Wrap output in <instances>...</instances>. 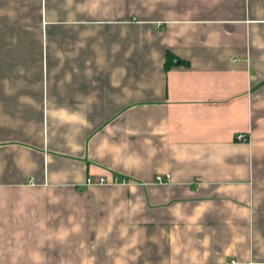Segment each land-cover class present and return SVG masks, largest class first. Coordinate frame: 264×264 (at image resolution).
I'll return each mask as SVG.
<instances>
[{
	"label": "crops",
	"instance_id": "crops-1",
	"mask_svg": "<svg viewBox=\"0 0 264 264\" xmlns=\"http://www.w3.org/2000/svg\"><path fill=\"white\" fill-rule=\"evenodd\" d=\"M0 264H264V0H0Z\"/></svg>",
	"mask_w": 264,
	"mask_h": 264
},
{
	"label": "built area",
	"instance_id": "built-area-1",
	"mask_svg": "<svg viewBox=\"0 0 264 264\" xmlns=\"http://www.w3.org/2000/svg\"><path fill=\"white\" fill-rule=\"evenodd\" d=\"M171 179V174L170 173H166V174H162V173H157L156 176H155V180L158 181V182H166V181H169ZM91 181H95L99 184H103V183H109L111 182V180H109L108 178L104 177V176H101L100 178L94 180L92 179L91 177L88 178V182H91ZM114 182H122V183H128V182H131L132 180L128 177H119V176H116L113 180Z\"/></svg>",
	"mask_w": 264,
	"mask_h": 264
},
{
	"label": "trees",
	"instance_id": "trees-1",
	"mask_svg": "<svg viewBox=\"0 0 264 264\" xmlns=\"http://www.w3.org/2000/svg\"><path fill=\"white\" fill-rule=\"evenodd\" d=\"M170 64H171L170 61H168V62H167V67H170Z\"/></svg>",
	"mask_w": 264,
	"mask_h": 264
}]
</instances>
